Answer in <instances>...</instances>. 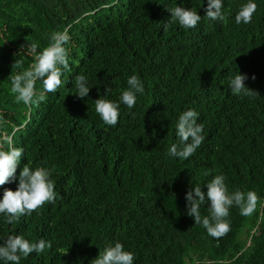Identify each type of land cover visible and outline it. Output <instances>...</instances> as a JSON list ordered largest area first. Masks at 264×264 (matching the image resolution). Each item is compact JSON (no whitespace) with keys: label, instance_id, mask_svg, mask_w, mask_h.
Instances as JSON below:
<instances>
[{"label":"trees","instance_id":"1","mask_svg":"<svg viewBox=\"0 0 264 264\" xmlns=\"http://www.w3.org/2000/svg\"><path fill=\"white\" fill-rule=\"evenodd\" d=\"M253 2L252 22L236 24L247 0H223V22L205 15L207 0H0V139L24 148L17 177L25 163L51 169L57 193L16 223L0 214V244L17 234L52 244L20 264H93L115 242L134 264H264V0ZM176 6L197 10V27L171 18ZM53 32L70 36V71L38 106L16 103L10 76L35 62ZM133 74L144 92L129 109L120 97ZM237 74L260 96L233 95ZM78 75L87 77L85 98L76 95ZM101 96L119 103L115 126L95 110ZM188 109L205 140L181 160L169 148L180 144L176 125ZM218 174L230 194L255 191L259 203L251 216L233 205L231 231L215 239L187 215L185 193L199 185L206 194ZM17 184L0 186V199ZM200 214L210 216L207 201Z\"/></svg>","mask_w":264,"mask_h":264},{"label":"clouds","instance_id":"2","mask_svg":"<svg viewBox=\"0 0 264 264\" xmlns=\"http://www.w3.org/2000/svg\"><path fill=\"white\" fill-rule=\"evenodd\" d=\"M222 8L223 0H207L204 12L210 20L223 22L226 16ZM256 10L257 4L253 0H247V3L241 5L235 15V23L250 24ZM168 11L171 13V18L183 28H195L201 21V15L192 8L176 6ZM168 26L167 22L163 25L165 30ZM50 39L49 46L35 56V62L29 68L10 76V91L16 103H23L26 106L35 103L38 106L45 99V93L58 90L63 83L61 78L64 72L70 71L69 50L65 47L70 36L66 32H53ZM37 47L36 43H32L28 46V53L34 54ZM22 64L23 61H15L13 66L20 68ZM38 78L43 85V91L39 94L36 91ZM247 79L246 74L235 75L230 81L231 93L241 97L260 96L256 90L246 86ZM251 79L255 80V75ZM75 82L78 90L76 95L79 98L87 97L90 90L87 77L78 75ZM127 84L128 88L122 92L120 100L131 109L136 104L137 94H143L144 85L135 74L128 78ZM107 92H110V89L106 87L105 93ZM95 110L106 125L115 126L118 123L119 103L101 96L95 100ZM198 118L199 114L193 109H188L179 116L176 132L180 138V144H173L169 148V155L184 160L195 154L205 140L204 125L198 123ZM3 123V117L0 115V125ZM22 156H24V148L15 146L11 137L5 134L0 139V186L18 179L16 189L14 191L5 189L0 199V214H6L5 222L8 224L18 222L20 216L31 215L46 203H54L57 196L55 183L51 179V169L45 167L32 169L25 163L17 177V168L20 166ZM209 174L205 172V175ZM206 187V194L201 191L199 185L191 187L185 193L187 215L194 219V224H201L208 235L215 239H220L231 231L227 217L233 205L239 207L242 216H251L259 203V197L255 191L245 193L235 190L230 194L225 183V176L222 174L215 175ZM205 201L209 204L210 216L202 218L200 206ZM51 247V242L43 238L32 242L23 235H9L0 244V260L5 261V264L8 262L20 264L22 257L27 258L33 252L42 253ZM134 260L135 256L131 251H126L122 243L115 242L114 245L106 247L92 262L93 264H134Z\"/></svg>","mask_w":264,"mask_h":264}]
</instances>
